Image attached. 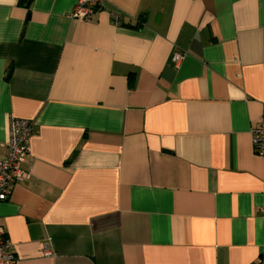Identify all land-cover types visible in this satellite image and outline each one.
<instances>
[{
	"label": "crops",
	"instance_id": "1",
	"mask_svg": "<svg viewBox=\"0 0 264 264\" xmlns=\"http://www.w3.org/2000/svg\"><path fill=\"white\" fill-rule=\"evenodd\" d=\"M75 2L0 0V159L34 122L0 201L16 264H256L264 0Z\"/></svg>",
	"mask_w": 264,
	"mask_h": 264
},
{
	"label": "built area",
	"instance_id": "2",
	"mask_svg": "<svg viewBox=\"0 0 264 264\" xmlns=\"http://www.w3.org/2000/svg\"><path fill=\"white\" fill-rule=\"evenodd\" d=\"M104 7L103 0H76L71 16L74 19L88 21L96 10ZM113 23H122L119 10L110 11ZM182 57L176 52L174 60ZM34 132V122L30 119L11 116L8 151L0 159V201L7 200L12 188L28 176L23 163L30 153V142ZM255 152L264 158V102L260 121L252 130ZM0 264H16V255L12 250L5 229L0 226ZM256 264H264V250L258 257Z\"/></svg>",
	"mask_w": 264,
	"mask_h": 264
},
{
	"label": "water",
	"instance_id": "3",
	"mask_svg": "<svg viewBox=\"0 0 264 264\" xmlns=\"http://www.w3.org/2000/svg\"><path fill=\"white\" fill-rule=\"evenodd\" d=\"M10 73H11V70H10V72H9V75H10Z\"/></svg>",
	"mask_w": 264,
	"mask_h": 264
}]
</instances>
